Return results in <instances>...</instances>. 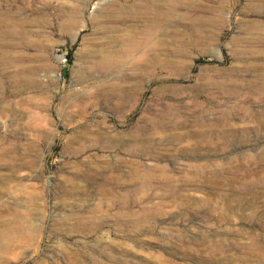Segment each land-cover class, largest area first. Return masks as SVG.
Wrapping results in <instances>:
<instances>
[{
	"label": "rangeland",
	"instance_id": "obj_1",
	"mask_svg": "<svg viewBox=\"0 0 264 264\" xmlns=\"http://www.w3.org/2000/svg\"><path fill=\"white\" fill-rule=\"evenodd\" d=\"M0 264H264V0H0Z\"/></svg>",
	"mask_w": 264,
	"mask_h": 264
},
{
	"label": "bare ground",
	"instance_id": "obj_2",
	"mask_svg": "<svg viewBox=\"0 0 264 264\" xmlns=\"http://www.w3.org/2000/svg\"><path fill=\"white\" fill-rule=\"evenodd\" d=\"M118 92V91H117ZM224 92L225 93H233L231 90H229V89H225L224 90ZM79 106V105H78ZM194 135V137L193 138H191V139H194L195 138V134H193ZM188 136V135H187ZM190 137H192V136H190ZM188 138V137H187ZM212 139V138H211ZM189 141V140H188ZM191 141V140H190ZM139 168V167H138ZM141 170V169H140ZM140 172V171H139ZM140 175H142L144 178H148V177H150V174L148 173V171L146 170V171H144L142 174H140ZM196 178H200V179H204V180H206V181H208V180H213V178H211V177H207V175L205 174V173H201V172H198V173H196V175H193L192 176V179L193 180H196ZM203 180V181H204ZM205 182V181H204Z\"/></svg>",
	"mask_w": 264,
	"mask_h": 264
}]
</instances>
